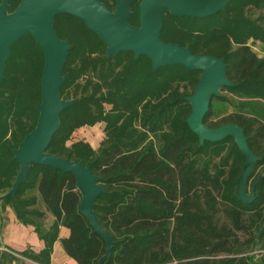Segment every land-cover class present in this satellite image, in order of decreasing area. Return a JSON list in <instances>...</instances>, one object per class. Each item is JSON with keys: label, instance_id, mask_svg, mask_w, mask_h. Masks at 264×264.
<instances>
[{"label": "trees", "instance_id": "16d2710c", "mask_svg": "<svg viewBox=\"0 0 264 264\" xmlns=\"http://www.w3.org/2000/svg\"><path fill=\"white\" fill-rule=\"evenodd\" d=\"M7 1L9 13L21 2ZM101 1L114 9L118 0ZM253 9L262 14L252 18ZM131 11L130 25L140 27V0ZM54 29L70 45L61 95L76 102L61 114L47 152L90 166L100 178L106 192L95 213L114 241L105 264H264V184L252 204L242 203L235 185L245 158L233 139L200 146L187 124L186 99L202 74L184 66L154 71L149 58L132 52L108 58L99 37L70 15L56 17ZM161 39L224 59L234 86L212 99L204 124L244 129L250 149L262 158L249 177L254 183L264 173V57L256 58L248 42L264 43V0H230L225 12L206 19L168 13ZM10 53L0 83V199L19 173L14 151L37 126L45 66L32 35ZM102 122L98 150L84 141L68 145L76 130ZM81 200L73 174L31 164L17 194L0 200V227L7 208L33 226L45 248L22 256L38 264H50L65 227L66 254L77 264H99L107 244L80 214ZM39 205L55 219L49 229Z\"/></svg>", "mask_w": 264, "mask_h": 264}, {"label": "water", "instance_id": "95a60500", "mask_svg": "<svg viewBox=\"0 0 264 264\" xmlns=\"http://www.w3.org/2000/svg\"><path fill=\"white\" fill-rule=\"evenodd\" d=\"M135 1L118 0L113 10L101 0H21L12 13L8 12L7 0L0 4V83L3 81L6 61L11 57V47L23 37L32 35L45 54L41 79L42 101L37 106L38 123L14 151V159L20 166L19 173L11 190L0 200L17 194L31 164L73 174L82 196L80 214L107 244L106 254L99 264L109 260L114 248L112 236L102 227L95 213L96 201L106 190L90 166L47 152L61 127V114L76 102L66 101L61 95V86L67 80L63 73L70 45L54 29L55 19L60 15H70L84 22L103 42L108 58L132 52L136 59L141 56L149 58L154 71L161 67L184 66L190 71L200 72L202 76L193 94L186 99L191 105V113L187 118L189 128L198 137L200 146L205 142L233 139L245 158L235 185L236 195L242 203L252 204L264 184V173H261L249 189V177L262 158L250 149L244 129L238 124L223 125L216 129L204 124L212 99L221 96L223 88L234 86L227 78L224 59L212 55H195L188 47L165 43L161 39L168 13L179 18L206 19L225 12L230 0H140V27L129 23Z\"/></svg>", "mask_w": 264, "mask_h": 264}, {"label": "crops", "instance_id": "0c3cea01", "mask_svg": "<svg viewBox=\"0 0 264 264\" xmlns=\"http://www.w3.org/2000/svg\"><path fill=\"white\" fill-rule=\"evenodd\" d=\"M39 209L46 213L44 226L49 229L55 219L46 211L43 205H39ZM4 216L5 220L0 227V248L7 251L1 254L0 264H38L23 257L22 253L32 251L39 254L44 250L45 242L40 239L33 226L22 224L11 208L6 209ZM69 235L70 232L67 228H60L59 239L53 245L50 264H77L66 254L62 246V240L69 237Z\"/></svg>", "mask_w": 264, "mask_h": 264}, {"label": "rangeland", "instance_id": "374dc122", "mask_svg": "<svg viewBox=\"0 0 264 264\" xmlns=\"http://www.w3.org/2000/svg\"><path fill=\"white\" fill-rule=\"evenodd\" d=\"M248 14L252 18H257L260 14H262V11L258 10H249ZM248 46L253 50V52L256 55V58H263L264 57V43L260 41H253L250 40L248 42ZM246 67L249 69L248 64ZM245 76V74H243ZM227 92H222V94H225ZM107 109L110 107L107 105ZM220 121V119H217L213 123H217ZM104 128H105V123H99L93 127L90 126H85L83 128H80L74 132V134L71 137V140L68 142V145H71L72 143L79 142V141H84L88 142L95 150H98L101 146V143L105 139V133H104ZM252 185V182L250 183L249 189ZM42 204V203H41Z\"/></svg>", "mask_w": 264, "mask_h": 264}, {"label": "built area", "instance_id": "2783aa9c", "mask_svg": "<svg viewBox=\"0 0 264 264\" xmlns=\"http://www.w3.org/2000/svg\"><path fill=\"white\" fill-rule=\"evenodd\" d=\"M5 251H7V250H5L4 248H0V263H1V254H2L3 252H5Z\"/></svg>", "mask_w": 264, "mask_h": 264}, {"label": "flooded vegetation", "instance_id": "af4514ba", "mask_svg": "<svg viewBox=\"0 0 264 264\" xmlns=\"http://www.w3.org/2000/svg\"><path fill=\"white\" fill-rule=\"evenodd\" d=\"M114 9H115V8H114ZM114 9H113V10H114Z\"/></svg>", "mask_w": 264, "mask_h": 264}]
</instances>
